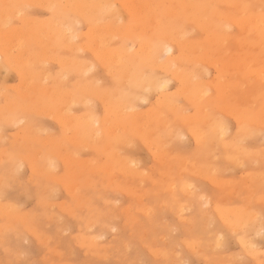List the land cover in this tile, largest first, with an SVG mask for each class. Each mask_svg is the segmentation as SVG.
I'll use <instances>...</instances> for the list:
<instances>
[{
    "label": "rangeland",
    "instance_id": "rangeland-1",
    "mask_svg": "<svg viewBox=\"0 0 264 264\" xmlns=\"http://www.w3.org/2000/svg\"><path fill=\"white\" fill-rule=\"evenodd\" d=\"M8 1H10V0H6V2L3 3L4 2V0H3L0 2V5H3V4L5 5L7 3L6 6H9ZM22 1H24V0H22ZM29 1L30 0H28V2ZM57 1H59V3L62 2L60 4H58V3L55 4L56 9L61 11V9H63L62 7L65 5L64 4L65 2H64V0H61V1L57 0ZM109 1L111 4L113 3V5L117 8V13L115 10H113L111 13H106L105 14L106 19L103 18V20L105 19V21L104 22L102 21V23H99V24L102 26L108 25V24L112 25L116 21L114 25H116V24H117L116 26L120 25V27L121 28L123 27V29L125 30L132 23V19L130 18L129 14L127 13V9L124 6L120 5V2H122L120 0H119L120 2H118V0H108V1L99 0V2L102 3V5H104V2H109ZM164 1L166 4L164 3ZM164 1L160 2L159 0H154V1L152 0L151 2H152V4L154 2L153 5L155 7L158 5L156 8H158V7L160 8V9H156V13L158 12L157 14L160 16V19L163 21V23L167 26L166 28L168 29V27H169L171 29H174V32H173L174 35H177L178 32H179V34H182L180 31H183V30L189 31L188 29H191L193 32L191 30L189 32L184 31L182 36L180 35V37H183L184 39H185L184 36H187V38L185 39L186 42L183 39L184 43L186 45H189L188 43L190 41H192V43H190V44L195 43L196 45H198L199 43L197 44V42H201L204 45H206V43H204V40H205L204 38H206V35H204L205 33L202 32L203 30H201L203 27L200 28V27L196 26L195 23L185 21V20H180V22L176 23V24H172V22L171 23L168 22L165 15H163V12H164V4H165V6H169L170 0H167V1L164 0ZM193 1H195V0H193ZM209 1L210 0H198V3L207 4ZM247 1L249 2V4L251 6H254L253 9L255 11L256 10L258 11V9H261L258 6H260V7L264 6V0H261L260 3L253 2L254 0H247ZM19 2L21 5L20 4L17 5V2H16L17 7H19V5H20V7H22L23 5H24L23 7H25V5L28 4L27 0H26V4L21 2V0H19L18 3ZM33 3H34V1L32 2V4L31 3L30 4L33 5ZM195 3H197V1H195ZM171 4H172V2H171ZM258 4H261V5H258ZM4 5L0 6V11H1V9H2V11H5L4 8H6V7H4ZM31 5H28V6H31ZM16 6L13 8L11 7V8L13 10L15 8V10H16V8H17ZM28 6H26V8ZM36 6L33 5V7L32 8L30 7L31 9H29V10L26 8L23 9V7L20 9V7H19V8H17L18 12L15 11L16 13L13 12V10L11 11V9L9 7H7L6 11L9 9L12 12L10 14V11H9L11 18H9L7 15V17L9 18V19L7 18L8 19L7 25H5V19H6L5 16L6 15L4 16L5 17L4 20H2L3 18H1V16L3 17L4 12L1 11L3 14L2 13L0 14L1 15L0 21H2V22L4 21L5 30L7 27H9L7 31H9V30L13 31V30H15L14 28L18 29V31H19V29L23 28L19 32L24 31V33H26L28 31L27 29H29V26H30L29 20L31 21V19H32V21H33L35 19L37 22L38 21L40 22V20H41L42 22H40V23H46L47 20L52 17L53 13L48 9L46 10L44 7H43L44 9L40 8L42 6L38 5L39 8H37ZM255 6H256V8L258 7V9H256ZM217 9L219 11L226 10L224 7L220 6L219 4H217ZM19 11H21L22 13ZM23 11H24V13H23ZM260 11L264 13V7ZM113 12H115V13H113ZM20 13H21V15H20ZM14 14H16V15H14ZM120 15L123 16V18ZM65 16H66L67 21H68V18H70L69 20L71 22L75 18L70 14H66ZM68 16H70V17H68ZM23 17L27 18L28 20L27 19L24 20ZM120 17L122 18V20L120 19ZM22 18L24 21L22 20ZM66 19H63V20L66 21ZM206 19L208 21V19H210V17H206L205 20ZM10 20H12V21H10ZM43 20H45V21H43ZM119 20L122 22H120ZM213 20L215 23L218 22V20L216 18H213ZM26 21H27V23H26ZM23 22H25V25ZM78 22H79V20H76L77 26L79 25ZM99 22H100V20H99ZM119 22H120V24H119ZM74 23H75V21H74ZM97 23H98V21H97ZM204 23H205V21H204ZM72 24H73V22H72ZM80 24H81V26H79V27H77L75 24H73L72 25V31L77 32V35H79L80 38L79 37L75 38L76 41L75 40L74 41L78 45H80V46L82 45L81 47L84 46V48H83L84 50L80 51V49H79V51L75 50V51H72L73 52L72 53L71 50L69 51L68 48L67 49L64 48L63 50L62 49L57 50V48L56 49L54 48L53 52L55 55H58L62 58L74 57V59H75L78 57L77 60L81 59L84 62L86 61L85 63H88V65H89V63L91 65L93 64L94 68L91 67L92 70H90V73L89 72H87V73L83 72V74L82 73H80V74L79 73H77V74H74V73H72V74L67 73L66 74L65 73L66 76L63 77L64 74L61 76L60 72L62 73V70L60 69V67L58 66V64L56 62L53 63L54 62L53 61L50 64L49 63L47 64V58L45 57L46 60L43 61L44 58L41 59L42 58V56H41L40 60H39V58H38V60L39 61L42 60L40 63H43L44 65L43 64H42V66H41V64L39 65L38 61L36 62V63H38V65L36 63H34V64H36L34 66L31 65V70H32V67H34L33 70L36 68L35 71H33V73L35 75L37 74L36 76H34V80L32 79L33 81H31L34 84H36V86L34 84L32 86H34L36 88L39 85H41V86H43L42 88L45 87L47 89V87H48L51 90L52 89L57 90L58 87L64 86L65 89L68 88L70 91H73V92H75V90L77 92L79 90L80 86H84V87H86L87 90H89V92L90 91L92 92L91 89H95L96 93L100 92V94H104V93L108 92V93H110V95L111 94L114 95V92H117L116 90H118L119 93L117 92L116 93L117 95L115 94L114 96H112V100H114V99H116V97H118V94H120L121 92H124L126 90L125 89V88H127L126 80L128 79L129 74H132V72L134 70L137 69L140 72L143 71L144 74L152 72L153 78H155L156 83L157 82L160 83L162 81H167V84L169 83L168 85H166L167 88H160L159 85H157V86H155L154 89L150 90L151 93H150L149 89H148V91L146 90L147 92L143 91L144 89H142L143 98H145L147 96L145 99L146 100L148 99V100H147V102H145V99L141 98L140 99L141 101L136 103V106L134 107V109H132V111L134 110L133 112L139 114V117H138L139 120L142 119L144 121L145 120L144 115L149 113V111L152 113V111L159 108L158 111L160 110L163 112V113L158 112V115L162 116V118L161 117L159 118L162 120V123H160V124L157 123V121L159 120L158 118L152 119L151 117H153V115H151V117H150L152 119V120L150 119V122L153 123L152 124V130H154V132L156 130H160L159 132L156 131L154 135H156V136L162 135V136H161V138L158 136L160 138V141L158 138L159 142L157 141L155 146L152 145L150 147L149 143L143 139V137H142L143 135H141L137 130H133V129L128 127L126 129L127 131H125L126 133L124 132L123 135H122L123 131L119 132V134H117V135H114V137H113V135H107L105 132L102 131V132H99L97 134V137L94 139V141H91L93 139V137L90 138V136H88L87 138H85L86 142L84 139L83 144H82L83 147H81V144L75 145V146H74V144L71 145V143L69 141L72 138L71 136L73 135L72 134L73 132L71 130L69 131L70 127L67 128L68 131L65 130V128L63 129L60 122L58 120H56V118L53 115H49L47 112H43V113H46L47 116L49 115L48 117L46 116V114L43 115V113L40 115V112L38 115V112L36 113L35 110H34V112L32 111L33 113L30 112L31 109L34 108L33 106H36L38 108L41 107V105L47 106V102L44 101L45 97L43 98V100L40 99V93L37 90V94H35L34 93L36 91V89H35L33 92H30V94L27 93V97L24 98L25 96L23 94L25 93L24 90H27L25 87H26L28 82L23 83V81L21 80L22 77L18 74L19 72L15 68L14 69L16 70L17 73L14 71V69H10V68H13V66H10V65L8 66L7 64H1V66H0V76H1L0 77L1 78L0 79V87H1L0 91H2V92H0V110H1L0 118H3L5 116L3 119H10L11 118V120L13 119V121H15V118L17 120H19L21 118L22 119H21V122L19 120V123H18V121H15V123H12V124H9V123L6 124L3 121L0 122V128L2 127L0 129V138H1L0 139V156H1L0 157L1 158V160H0V181H1L0 182V189H1V186H3L2 190H0V192H1L0 193V230L3 229L2 231H0V234H1L0 235L1 236L0 237V264H175V263L176 264H236V263H238V264H264V205L261 204V202L264 203V201H262V200H264V195H263L264 194V183H263L264 178H259V176H261L260 174H262L264 176V158H263L264 157V154H263L264 153V139H263L264 138V135H263L264 134V132H263L264 127L261 125L264 123L263 122L264 117L263 118L261 117L262 120H260L261 122L259 121L260 123H258V121H256V120L260 119V116L264 115V113H263L264 112V94H263L264 93V83H263L264 81L257 79V77L256 78L254 77V79H253V77H249V76L243 78L241 76L242 74L239 71L240 67L233 66L234 64L231 63L232 58H233V63H236L237 61L243 59L244 64L242 66H244V65L245 66H244V68L241 66V68L245 70V68H247L246 67L247 64L249 63V58H250L249 55L251 54V55L255 56V59H254L255 61H256V59L258 60L256 62L255 61L250 62V64L253 65L251 68H255L257 70L258 66H259L258 67V69H259V68H261L260 67L261 65L262 66L264 65V57H263L264 56V54H263L264 53V45L263 46H262V44L260 45V42H259L260 37H258L259 36L258 31L253 32V34L250 36H247V35H249L248 34L249 31H246V32L243 31L244 33L243 32L241 33L240 32V31H242L241 29H238L237 27H233V28H230L229 31H227V35H228L229 40H228V42L227 41L224 42L225 47H227V48H225L226 50L223 48L224 47L222 45L223 42H221V45L218 43L217 44L218 46L216 44H214V46L216 45L215 47L212 44L207 43L208 45L205 46V48L203 46H201V44H199L202 47V50L199 47L195 50V51H197L199 49L197 52L189 53L190 56L191 55L201 56V55H203L202 52L206 48H210L211 49L210 51L214 52L213 53L214 55H217L218 53H221L223 51V53H221L220 55L218 54L217 56H215V59L217 60V58H218L219 60H221V63L225 62L228 65V70H227L228 75L225 77L226 78L225 80H222V81L227 82L228 86L226 88L225 87L223 89L217 88L219 81H217L214 78V77H217L216 76L217 73H215V71L212 70L214 68L211 66L205 67V69L207 71L209 69V72L207 73V71H205V73H206L205 74V73H202L201 70H199V69L204 68L203 64L200 62H198V63H200L199 65L196 61H193V63L192 62H188V63L186 62L187 64L185 62H183V63L178 62L175 64V67H177L179 70L184 71V72L185 71L187 72V70H188L189 74H190V71L191 72L195 71L196 76H197V74L201 73V77L198 76L199 78H203L202 80L207 81L209 83L211 82L210 84L213 83V86L211 85V89H210L211 91L209 90V93L207 95H205V97L201 98L200 100L198 99V101H197L198 103L197 102L194 103L197 100V97L196 98L194 97L195 95L190 97V99H186V97L189 98V95L185 96L186 94L185 95L182 94V96H181L180 93H182V91L179 89H181L182 84L178 80L176 81V79H173L169 74L166 73V71H164L161 68H158L159 69L158 70L157 68L150 67L149 64L145 65V63H143L142 57H138V55H136L135 53H134V55H132L131 59H127V61H124L123 63H121V65H115V64L113 65L112 64V65L105 66V67H107V68H105L103 64H100L99 59L97 61V59H95L94 55L92 56V53H94L93 52L94 49H96V51H98L101 48H103L104 46L102 47L99 44V45H97L98 47L94 48L96 46V43L95 42L93 43V41L91 42L90 38L86 34H84V32H86L85 28L87 30H89L90 29L89 27H91V24L85 23V22H81ZM4 25L1 24V27ZM171 25L175 26V27L172 28ZM125 26H127V27H125ZM25 29H26V31H25ZM176 29L178 30V32L176 31ZM168 31H170V30L168 29ZM175 31L177 32V34H175L176 33ZM122 32L125 33L124 34L125 37L123 36L121 38V34H123ZM122 32L118 35L120 37L114 36L115 38H112V41H111L112 45H110L111 43H109L110 42L109 39L111 37H109L107 35H105V38L108 41L105 40V42L106 43L108 42L107 43L108 46L110 45L112 48H119L120 47L121 51L123 48L122 52H127V51L130 52L134 48L136 50L137 45H139L138 44L139 40H136V38L133 37V38H135V40H134L131 37V39H132V41H131V39L130 40L128 39L129 36L126 33L128 31H122ZM191 32L193 34L189 35ZM25 35H27V34H25ZM43 35L44 34L42 33L41 39L43 38L42 41H45V37H43ZM231 36H232V38H231ZM243 36H246V38L244 37L245 39H247L251 42L253 41V43H254L253 47H247V49H246L245 46H244L245 47L244 48L243 46L241 47L239 45V43L237 41L239 39H242ZM108 37H109V39H108ZM21 40H22L21 42L25 44V45L24 44L23 45L27 47L26 48L24 46H21V50H23L24 48H25V50L30 49V51L34 55L35 59L37 58V56L39 57V55H42L41 54V52L43 53V51L41 49L42 46H38L39 44L38 45H34V44L32 45L33 40H31L30 45H29V41L27 42L26 39H21ZM127 41H128V43L130 42L128 46H127V44H128ZM261 42H264V40H262ZM15 43L16 42H13V43H11V45H9V46L6 45V46L8 48L10 47L11 49H13V51H15V50L17 51L16 47L12 48V46H17V43L16 44ZM1 44H3V43H1ZM131 44L136 45V46L133 47V46H131ZM257 44H258V46H257ZM88 45L90 48L88 47ZM219 46H221V47H219ZM22 47H24V48H22ZM28 47H30V48H28ZM187 47L189 48V46H187ZM91 48H93V49L91 50ZM128 48L129 49L131 48V49L129 50ZM87 49L89 50V52ZM126 49H128V50H126ZM56 50H57V53L55 52ZM229 50L230 51L234 50V53H233V51L230 52ZM35 51H37V52H35ZM39 51H40V53H39ZM100 51H102V49ZM134 51H131L130 53H133ZM224 51H225V54H224ZM226 51L229 53H227ZM76 52H78V53H76ZM216 52H217V54H215ZM244 52H246V53H244ZM255 52H257V53L254 54ZM163 53L164 52L158 53L161 57L160 56H157V57H158V59H161V60L157 59L159 62L156 60L157 65H159V64L161 65V64H164L167 62L166 58L168 57V55L165 53L163 54ZM173 54H174V56H177L176 51ZM213 54H209V57ZM247 54H248V56H247ZM236 55H238V57H236ZM213 56H212V58H214ZM258 56H260V57H258ZM256 57H258V58H256ZM238 58H239V60H238ZM35 59H33V62H35L37 60V59L36 60ZM97 62H99V63H97ZM125 62H126V64H125ZM194 62H196L195 63L196 65L194 64ZM45 63L48 65V70H47V65ZM230 63H231V65H230ZM252 63H255V64H252ZM250 64H248V65H250ZM95 66H97V67H95ZM200 66L203 68H201ZM1 67L2 68L4 67L5 69H2ZM230 67H231V69L232 68H234V69L231 70ZM111 68H112V70H111ZM127 68L130 71V73L129 74L126 73L125 75L128 74L127 75L128 77H125L123 71L126 70L125 72H128ZM220 68H221V66L219 67V69ZM51 69H52V71H51ZM93 69H95V70H93ZM109 69L111 70V73H110ZM205 69H203V71ZM39 70H41L40 73H39ZM144 70L147 73H145ZM149 70H150V72H148ZM44 71H46V72L48 71V74L50 73L49 75H47L49 77L45 76L47 74L46 72H45L46 73L45 75H44V73H42ZM107 71H109V72H107ZM6 72H7V74H5ZM232 72H233V76H232ZM3 73H4V76H2ZM41 73H42V77L44 78V81H43V78H41V75H40ZM38 74L40 75V77ZM192 74H194V73H192ZM122 75H123V77H122ZM195 75H193V76L196 77ZM202 75H204V76H202ZM212 75H213V78H211ZM124 77L126 78V80L123 81V79H125ZM4 78L6 80H3ZM45 78H46V81H45ZM61 78H62V80H61ZM247 78L249 79V81L247 80V83H246ZM162 79H164V80H162ZM121 80L123 82H121ZM250 80H251L252 84H250ZM92 81H93V84H91ZM244 81L246 83L245 85L242 84ZM4 82H6V86H5ZM94 82H95V84H94ZM118 82L122 83L126 87L123 88V86L121 84H119ZM257 83H259V84L256 87ZM78 84H80V85H78ZM87 84H89V85H87ZM240 84H242L243 86H240ZM41 86L39 88H41ZM91 86H92V88H91ZM233 86H235V87H233ZM246 86H248V88ZM64 87H62V88H64ZM158 87H159V90H158ZM254 87L256 88V90H254L255 89ZM27 88H31V87L28 86ZM121 90H123V91H121ZM160 90H161V93L163 95L158 94L160 92ZM258 91H259V93H258ZM19 92H21V93H19ZM176 92H178V93H176ZM261 92H262V94H261ZM33 93L35 94L34 95L35 98L31 99L30 97H33ZM148 93H150V94L147 95ZM3 94H5V96H3ZM79 94L76 95L77 99L74 100V102L72 103L73 105L71 104V106L68 107V106H65L64 104H61L60 107L58 108L59 111L63 110L62 111V113H63L66 110L67 111L69 110L68 113H70V115L65 113V115L67 114L66 116H68V117H70V116L82 117L84 114H86V113L88 114V112L91 113V109H92V111H93L92 113H94V111H95L96 116L98 118L103 119L104 108H102L103 107L102 103L99 100L92 98V97H91V99H90V97L88 99L86 98L87 99V100L85 99L86 103L84 101L80 102L78 100ZM222 94H224L225 100L220 99V95H222ZM235 94H237L236 96H237V98L239 97L238 98L239 100L236 97H234ZM244 94L246 95L245 97L243 96ZM19 95H21V96L19 97ZM249 95H251L252 97ZM165 97H168L167 99H169V100H167ZM183 97H185V99ZM250 97L252 99H254L255 102L253 100H251ZM235 98H236L235 102L237 101L236 104L242 105V103H243L242 107L240 105L239 106L241 107V109L245 108L244 110H242V112L244 111V114L246 113L248 116L247 118L249 120H252V121H249L248 123L245 124V133L248 130L247 131V136H248L247 139L245 136L244 139H246V140L240 141V144H239L240 146H235L234 149H233V147L229 148L228 153L225 152V155L227 153L228 157H230L232 159H225V156H224V150L225 149L221 145H217L215 141L212 142L213 139H211V141L209 140L210 145H209V148H207V152H198L200 149L197 148V146L194 144V140H192V138L189 135L183 137V140H181L182 138H180V140H177L179 138H173V135L171 136V134H173L172 131L178 126L179 122L181 123V121H182L181 120L182 116L179 117V115H184V116L191 115V116H193L195 114V116L197 117L200 114L202 115L203 113H205L202 111V110H204V111H206V115H208V116L210 114L209 112H211L210 117H212V114L216 113L213 115V116H215L214 118H217V116H218L217 119L223 120L222 118H224L225 123L227 121V126L229 127V132L225 136V141L226 142L231 141L232 137H234L235 133L237 131H239L237 128L238 127L237 124H235L236 117H234L235 119L233 118V120L231 118L233 116H236V115L238 116V114L234 115L232 113L234 111L230 112V110L226 109V107H228L229 104L235 103L234 102ZM27 99H28V101H26ZM164 99H166V101H164ZM193 99L194 100L196 99V100L194 101ZM32 100H34V102H32ZM142 100L144 101V103ZM179 100H181V101H179ZM240 100H242L241 103H240ZM167 101L169 104H167ZM191 101H193V102L190 104ZM199 101H201V103ZM214 101H215V103H214ZM252 102H254L253 105H252ZM8 103L12 107V108L9 107V110H11V109L13 110V111L11 110L12 112H10L7 109L9 106ZM20 103H22L21 104L22 106H20ZM84 103L87 105V108L85 107L86 105ZM39 104H40V106H39ZM205 104H207L206 106H208L209 108L205 107V109H202V107L204 108ZM88 105H89V107H88ZM198 106H200V107H198ZM64 107H65V109H64ZM90 107H92V108L90 109ZM13 108H16V109H13ZM38 108H35V109L38 110ZM61 108H62V110H61ZM172 108H174L173 110L175 112L172 111ZM185 108H186V110H185ZM225 109L227 110L228 113H226ZM15 112H17V113H15ZM28 112L31 115H29ZM155 112H157V111H155ZM201 112H203V113H201ZM229 112H230V114H232V116L229 114ZM2 113H4V114H2ZM174 114L175 115L177 114L176 117L174 116ZM246 114L244 116H246ZM52 116L54 117L55 120L52 118ZM251 117L254 119L256 118V120L253 121L254 119H252ZM24 118H26V119H24ZM3 119H0V120H3ZM22 120H24V121H22ZM165 120H166V122H165ZM70 122H72V121H70ZM70 122H67V124H70V126H72V124ZM38 124H40V125L38 126ZM161 124H163V125H161ZM176 124H177V126H176ZM156 125H158V126L161 125V126H163V128L158 127V126L156 128ZM204 126H202V127H204ZM28 127L31 128L33 134L31 131H29L30 129L28 130V132L31 136L33 135V137H31V136L29 137V135H27V128ZM256 127H259V129ZM41 128L45 132H43V130L39 131V129H41ZM255 128L258 129L257 131H260V134H259V132H256ZM205 129H207V128L205 127L203 130H205ZM251 129H253V130H251ZM249 130H251L249 133L250 135L248 134ZM35 132L37 134H35ZM252 132L254 133L253 134L254 136L250 137L251 139L248 140L249 136L252 135L251 134ZM23 133H26V134L24 135ZM157 133H159V134H157ZM18 134H20V135H18ZM168 134H170V135H168ZM103 135H105V137ZM167 135L170 136V138H172V140ZM255 135L258 138L255 137ZM259 135H260V138H259ZM17 136H18V138H17ZM36 137H37V139H36ZM141 137H142V139L140 140ZM30 138H32V140ZM41 138L46 140L47 143L44 140H41ZM118 138H121V142ZM60 139H61V143H63L62 146H60L61 145ZM65 139H68L69 141L65 140ZM127 139L129 142H127ZM166 139H168V140H166ZM19 140L21 142H19ZM88 140H90V142ZM170 140L173 143L172 145L168 144V142ZM175 140H177V141H175ZM161 141H162V143H165L167 146L165 144L164 145L160 144ZM49 142L51 143V145ZM58 142L60 143V145ZM64 142H66V145ZM93 142L95 143V145H92L93 147L89 146L90 147L89 148L88 146L87 147L85 146L87 144H89V145L94 144ZM111 142H113L114 145L109 146L108 144ZM145 142H147L148 144ZM17 143H20V144H17ZM85 143H87V144H85ZM123 144H125V145H123ZM127 144H129L130 146ZM134 144H135V146H134ZM212 144L213 145L215 144L214 145L215 150L212 147ZM107 145L109 146V148ZM158 145L159 146L161 145V147L162 146H164V147L162 149L158 148L157 151H156V149H153L154 147H158ZM106 146H107L109 151L105 150ZM215 146H217V147H215ZM244 146L246 147L245 149H243ZM30 147H31V149H30ZM116 147H118V148H116ZM119 147L121 150L119 149ZM240 147H241V149L239 150ZM112 148H114V149H112ZM122 148H124V149L122 150ZM248 148H249V150H248ZM117 149H119L121 151L120 152L118 150L119 154L118 153L116 154ZM152 149L154 150V152H152V154H151L150 151ZM246 149H247V151H246ZM213 150H214L213 154L217 153L214 157L211 155ZM238 150L239 151L244 150L243 151L244 155L242 154V152L239 153ZM35 151H36V154H35ZM37 151H39V152H37ZM40 151H41V154H40ZM59 151H60L61 155H60ZM159 151H162V152L158 153L156 155V153ZM164 151H165L166 158H165V156L163 157ZM215 151H216V153H215ZM98 152H99V154H98ZM37 153H39V154H37ZM154 153H155V156H154ZM249 153H250L251 157H249ZM256 153L259 157H261V155H262V157L259 158L256 155ZM5 154H6V156H5ZM69 154H71V155H69ZM110 154H111V156L116 155L117 157H119L117 162L112 159ZM36 155H40V156L37 157ZM51 155H52V157H50ZM58 155H60V156H58ZM167 155H169L168 156L170 158L169 160H168ZM209 155H210V157H209ZM2 156H3V158H2ZM65 156L67 158L68 157L72 158L74 156L73 158H75V159L73 161V158H72V160L70 158L69 163H68V161L64 160ZM206 156H208L210 160L209 159L205 160ZM252 156H255V157H252ZM36 157H37V159L39 158L40 160L39 159L37 160ZM48 157H50V159L53 160L52 161L53 164L58 165V166L55 165L56 168L52 166L53 164H52V162H50L51 160H49ZM117 157H115V158L117 159ZM155 157H157V158L161 157L160 158L161 161L162 160H163V162L165 160L166 161L164 163H160V161H158V159ZM234 157H235V161H234ZM194 158L196 160H194ZM2 159H5L4 160L5 162ZM18 159L20 160L19 162L21 163L22 167H20V166L17 167V165L20 164L17 161ZM30 159L31 160L36 159V160L31 161ZM54 159H55V161H54ZM81 159H83V160H81ZM111 159H112V161H111ZM121 159L122 160L125 159L124 162ZM186 159L189 161L187 162ZM242 159H243V161H241ZM9 160H10V163H8ZM13 160H15V161H13ZM85 160L87 161L86 164H84ZM127 160L129 161L128 163L126 162ZM132 160H134V161L132 162ZM229 160H230V162H229ZM232 160L234 161L233 162L234 164L232 163ZM237 160H238V162H236ZM254 160H256L255 161L256 165H254L255 164ZM109 161H111L112 164H110ZM130 161L133 163V164H131V166H129ZM137 161H138V163H137ZM251 161H253V162L251 163ZM34 162H35V164H34ZM122 162L124 163V165H122L123 164ZM125 162L128 164L127 165L128 167L126 166ZM182 162H184L183 165H182ZM30 163H32V164H30ZM46 163H50V165L53 167L52 168L53 171L50 169L51 167L48 166L49 164L47 165ZM88 163L91 166H89ZM236 163L240 164L241 166L243 165L244 167H241L240 165H238ZM43 164H46V167L48 166V168H46V167L44 168ZM67 164H69V165H67ZM109 164L111 166H109ZM211 164H212L211 167L214 171H212V169L210 170L211 167H209V166ZM251 164H253L254 167ZM112 165H115V167ZM205 165L208 168H206ZM34 166L36 167L37 171H34L35 170ZM69 166H70V168H69ZM108 166L111 168V171L116 168L115 171L111 173ZM119 166L121 168H123L122 169L123 172L120 171L121 169L119 168ZM125 166H126V169L124 170ZM190 166H192V167H190ZM40 167H42V168L40 169ZM72 167H73V169H71ZM98 167H99V170L97 169ZM106 167H108V169ZM19 168H21V169H19ZM43 168H44V170L45 169L46 170H45V172L41 171V172H43V174H42L39 170H42ZM84 168H88V169H84ZM101 168H105L107 170L101 169ZM130 168H133L134 171H139V173L132 172V169H131V172H129ZM47 169H50L51 171H49V173H48ZM69 169H71V170H69ZM75 169H77V171ZM182 169H185V170H182ZM201 169H203V170L201 171ZM207 169H208V171H207ZM225 169H227V171ZM84 170H86V172ZM106 171L107 172L110 171L111 174L109 172L107 173ZM116 171H117V173H116ZM229 171H231V172H229ZM51 172H52V174H51ZM53 172H54V174H53ZM126 172L131 173V174H126ZM186 172H188L189 175L186 174ZM198 172H202L204 174L207 172L206 176L211 178V179L204 177L205 176L204 174L202 177V174L200 175ZM215 172H217V173H215ZM254 172L257 174H255ZM35 173H38V174L35 175ZM132 173L133 174L135 173V176ZM168 173L170 175H168ZM192 173H195L194 177H193ZM141 174L145 175V176H143V175L140 176V177H143V179L142 178L140 179L142 181L144 180L143 182L139 180V175H141ZM251 175H252V177L255 176L254 177L255 179L253 178L254 180L252 179ZM263 176H261V177H263ZM164 177H166V178H164ZM66 178H67V180H65ZM69 178H71V179H69ZM73 178H75V179L73 181H71ZM104 178H105V180H104ZM110 178H112V179H110ZM212 178L216 179V181L214 180L215 181L214 184H212V182H213ZM248 178H249V180L251 179L254 182L253 183L251 181L249 182ZM257 178H259V181L256 180ZM2 180H5V182H3ZM163 180H165V181L163 182ZM209 180L211 181V183ZM217 180L220 182L219 184H218ZM54 181H56V182H54ZM185 181L186 182L188 181V184L193 185L192 189H190V191H194L195 194L194 193L190 194L186 190H185V192H187V193L184 192L183 188H181V187L183 186V184H182L183 182L186 184ZM216 182H217V187L215 186ZM222 182L223 183L225 182V183L223 184V186H220V185H222ZM67 183H68L69 187H68ZM170 183H172V184H170ZM6 184H7V186H6ZM169 184L172 186H169ZM173 184H174V186H173ZM250 184L253 187H251ZM70 185H71V189H70ZM196 185H198V186H196ZM66 186L68 189L66 188ZM168 186H169V188H168ZM199 186H200V188H199ZM172 187H174L175 189ZM220 187H222V188L220 189ZM171 188L174 190L172 191ZM234 188H236L235 191L233 190ZM250 188H251V191H250ZM150 189H153V190H150ZM199 189H200V191H199ZM231 189L233 190V192L230 195V192L232 191ZM238 189L241 191V192L239 191L240 193H238L236 191ZM249 191L252 194H250ZM199 192H201V193H199ZM76 193H78V194H76ZM137 193H139V194H137ZM202 194L205 197L201 196ZM194 195H195V197H194ZM138 198H139V200H138ZM249 198H250V200H249ZM42 200H44V201H42ZM78 200L81 202H79ZM257 200L259 202H257ZM206 201H207V203L205 204ZM6 202H8V203H6ZM252 202H253V205H252ZM114 203L115 204L117 203V204L115 205ZM20 204H22V205H20ZM203 205H204V207H203ZM220 205L222 207L219 211ZM48 206H49V208H48ZM231 206H232V208H231ZM233 206L235 208L234 212H233ZM246 206L248 208H246ZM14 207L17 209L15 210ZM18 207H20V208H18ZM65 207H66V209H65ZM67 207H68V209H67ZM128 207H130L131 209H129ZM145 207H147V208L145 209ZM223 207H224V209H226L225 212H224V209L222 210ZM227 207H229V208L227 209ZM237 208H238V210H237ZM243 208L244 209L246 208V209L244 210ZM1 209H3V210L1 211ZM150 209H151V211H150ZM213 209H214V211H213ZM229 209H230V212H229ZM239 209H240V211H243L245 213L239 212ZM241 209H243V210H241ZM215 210H217V211H215ZM153 211H154V213H152ZM221 211L224 212L223 214H224L225 218L221 216ZM144 212H145V214H144ZM226 212L228 213V215L226 214ZM246 212L247 213L250 212L253 214H250V213L246 214ZM254 212L255 213L257 212L256 217H255ZM206 213H208V214H206ZM217 214L219 217L221 216V218H222L221 220L219 219V217H217ZM179 215H180V217H179ZM229 215H230V219L228 217ZM248 215H249L250 219H249ZM257 215H259V216H257ZM23 216L25 218H27V217L28 218L25 219ZM238 216H240V218ZM244 216H247L246 217L247 221H246V218L245 219L243 218ZM57 218H58V220H57ZM55 219H56V221H55ZM136 219H137V221H136ZM161 219H163V220H161ZM223 219H225V220H223ZM226 219L227 220L232 219V221H234L236 224H234V226L229 224V222L227 224ZM256 219H258L259 221ZM222 220H223V222H222ZM238 220H241L242 222L240 223ZM24 221H25V223H24ZM57 221H58V223H57ZM13 222H15V224ZM90 222H92V223H90ZM246 222L248 224H246ZM258 222H259V225L257 224ZM260 222H261L262 227L260 226ZM11 223H13V224H11ZM237 223H240L241 225L244 224L243 226L246 228L249 227V229L245 230L244 235L242 237H241V235H239L240 226ZM29 224H30V227H29ZM226 225L229 226L228 229H227ZM254 225L257 227H255ZM237 226H239V228ZM234 227L236 228V230L237 229L238 230L233 231ZM62 228H63V230H62ZM86 228H87V230H86ZM259 228L260 229L262 228V229L260 230ZM229 229H231L230 232H232L233 234L228 232ZM253 229L257 232L255 233V231ZM258 229H259V231H258ZM60 230H62V231H60ZM85 231H86V233H85ZM249 232H250V234H249ZM58 233H60V234H58ZM80 234H82L83 236L82 235L80 236ZM167 235H168V237H167ZM161 236L163 237V239L161 238ZM87 237L90 241L95 239L94 241L96 242V244L94 242L92 247H90L91 243L89 240H88L89 242L86 240ZM245 237L252 242L245 239ZM217 238H219V239H217ZM258 238H260V239H258ZM83 239H85L86 241ZM244 239L247 240L248 242L246 241V243H243ZM219 240H220V243H219ZM245 240H244V242H245ZM247 243H250V244L254 243V245H255L254 248H251V250H252L251 253L249 252L250 250L249 251L247 250L248 248L247 249L243 248V246L245 247V245L248 247L252 246L250 244L248 245ZM242 244H243V246H242ZM55 245H57V246H55ZM108 247H110V248H108ZM177 248H179V249H177ZM253 249L257 250V251H254ZM177 250H178V253H177ZM261 250H263V251H261ZM90 251H91V253H90ZM156 251H157V253H156ZM246 251H248V252H246ZM258 251H260V252H258ZM192 254H193V256H192ZM170 255H172V256H170ZM65 256H66V258H65ZM101 256H102V258H101V260H99ZM220 256H222V257H220Z\"/></svg>",
    "mask_w": 264,
    "mask_h": 264
},
{
    "label": "bare ground",
    "instance_id": "bare-ground-1",
    "mask_svg": "<svg viewBox=\"0 0 264 264\" xmlns=\"http://www.w3.org/2000/svg\"><path fill=\"white\" fill-rule=\"evenodd\" d=\"M1 1H3V0H0V2ZM18 1L19 0H10V1H8V5L9 6H6V4L4 5L3 3H5L6 2V0H4V2L2 3L3 5H4V7H9L10 9H11V11L13 10L12 8L13 7H15L16 6V2H17V5L18 4H20V2L18 3ZM25 1V2H24ZM24 1H22L21 0V2H23V3H25L26 4V0H24ZM34 1V3H33V5L34 6H36L37 8H39V6H42V7H40V8H45L46 10L48 9V10H50L52 13H53V15H52V17L51 18H49L48 20H47V22L46 23H40V22H42L41 20H40V22L38 21H36L35 19V21L33 20L32 21V19H31V21L29 20V29H27L28 31V33L26 32V33H24V31H21V32H19L21 29H23V28H21V29H19V31H18V29H16V28H14L15 30H9V31H7L8 30V28L9 27H7L6 28V30H5V25H7L8 24V22H7V20L9 19V18H11V16H10V14L12 13L9 9L6 11V8H4L5 9V11H2V9H1V11L2 12H4V15H3V17L1 16V18H3L2 20H4V18L6 17V19H5V25H4V21L2 22V21H0V23L1 24H3L4 26H2L1 27V24H0V27L2 28H0V66H1V64H7L8 66L10 65V66H13V68H10V69H16L19 73V75L22 77V81H23V83H27V85H26V89L27 90H24V98H26L27 97V93H29L30 94V92H33L35 89H36V91L34 92L35 94H37V90H38V92L40 93V99H42L43 100V98H44V101H46L47 102V106H44V105H41V107H36V106H33L34 108L33 109H31V111L30 112H34V110L36 111V113L38 112V115H39V112H40V115L43 113V112H47L49 115H53L55 118H56V120H58L59 122H60V124L62 125V127H63V129L65 128V130H67V128H69V131L71 130L73 133V135L71 136L72 138H71V140L69 141L68 139H65V140H68L70 143H71V145L72 144H74V146L75 145H80L81 144V147H83L82 146V144H83V141H84V139L85 138H87L88 136H90V138L91 137H93V139L91 140V141H94V139L97 137V134L99 133V132H105L107 135H113V137H114V135H117V134H119V132H121V131H123L122 132V135L124 134V132L125 131H127L126 129L129 127V128H131V129H133V130H137L141 135H143L142 137H143V139L144 140H146L148 143H149V146L151 147L152 145H154L155 146V144L157 143V141H158V138L160 137L161 138V136L160 135H154L155 134V132L156 131H160V130H156L155 132H154V130H152V122H150V119L152 118H154V119H156V118H162V116H159L158 115V112H162V111H158V109H156V110H154V111H152V113L149 111V113H145L146 115H144V118H145V120L143 121L141 118V120H139V114H137V113H135V112H133L132 111V109H134V107L136 106V103L137 102H139V101H141L140 99L141 98H143V94H142V92L143 91H145V92H147L148 91V89H149V91L151 90V89H154L155 88V86H157V85H159V87L160 88H167L166 87V85H168L167 84V81H162V82H160L159 80V82L160 83H156L155 81V78H153V75H152V72H150V70L148 71V72H150V73H147V72H145V70H144V72L145 73H147V74H144L143 73V71L142 72H140L139 70H134L133 72H132V74H129L130 73V71L128 70V68H127V70H128V72H125L126 70H122L123 72H124V75L126 74V73H128L129 74V77L127 76V75H125V77H128V79L126 80V78L125 79H123V81L124 80H126V86H127V88H125L126 90L124 91V92H121L120 94H118V97H116V99H114V100H112V96H114L117 92H118V90H116L117 92H114V95H110V93H108V92H106V93H104V94H100V92L99 93H96L95 91V89H91L92 90V92L90 93L89 92V90H87L86 89V87H84V86H80L79 87V90L76 92V90H75V92H73V91H70L68 88H66L65 89V87L64 86H62V87H64V88H62V87H58V89L57 90H54V89H50V88H48L47 87V89L44 87V88H42L43 86H41V85H39L38 87H34V86H32L34 83L33 82H31V81H33L34 80V76H36L34 73H33V71H35V69L33 70V68L34 67H32V70H31V65L32 66H34V65H38V63H39V65L41 64V66H42V64L43 63H40L41 61H39L40 60V57L42 56V58L41 59H43V61L44 60H46L45 59V57L47 58V64L49 63H51V62H53V63H57L58 64V66L60 67V69L62 70V73L60 72V74H61V76L63 75V77H65L66 76V74L67 73H74V74H77V73H82L83 74V72H89L90 73V70H92L91 69V67L92 68H94V66H93V64L91 65L90 63H89V65H88V63H85L83 60H81V59H79V60H77L78 59V57L77 58H75L74 59V57H69V58H62V57H60V56H58V55H55L54 54V48L56 49L57 48V50H59V49H64V48H68L69 49V51L71 50V52L72 51H75V50H77V51H79V49H80V51L81 50H84L83 48H84V46L83 47H81L80 45H78L75 41H76V39L75 38H78L79 37V35H77V32H74V31H72V25L73 24H75L76 26H77V24H76V20H79V25L77 26V27H79V26H81V22H85V23H89V24H91V27H89L90 29L89 30H87L86 28H85V31L87 32H84V34H86L89 38H90V41L92 42L93 41V43L95 42L96 43V46L94 47V48H96V47H98L97 45H101L103 48H101L102 49V51H100V50H98V51H96V49H94L93 50V52L94 53H92V56L94 55V57H95V59H97V61H98V59L100 60V64H103L104 65V67L105 66H107V65H121V63H123L124 61H127V59H131V57H132V55H134V53L136 54V55H138V57H142V60H143V63H145V65L146 64H149L150 65V67H154V68H161V69H163L164 71H166V73L167 74H169L173 79H176V81L178 80L181 84H182V87H181V89H179V90H181L182 91V93H180L181 94V96H182V94H186L185 96H188L189 95V98H187L186 97V99H190V97H192L193 95H195L194 97L196 98L197 97V100L195 101L194 99V103H196L197 101H198V99L200 100L201 98H203V97H205V95H207L208 93H209V90L211 89V85L213 86V83L212 84H210L209 82H207V81H204V80H202L203 78H199V77H201V73L200 74H197V76L195 75V71L193 72H191L190 71V74H189V72H188V70H187V72L185 71H181V70H179L177 67H175V64L176 63H178V62H192L193 63V61H196L197 63L198 62H200V63H202L203 64V66H204V68L203 67H201V68H203V69H205V67H213L214 69H212V70H214L215 71V73H217V77H214L217 81H219V83H218V86H217V88L218 89H223L224 87L226 88L228 85H227V82L226 81H222V80H225L226 78V76L228 75V72H227V70H228V65L225 63V62H222L221 63V60H219L218 58H217V60L215 59V56H217L218 54L220 55L221 53H223V51L221 52V53H218L217 54V52L215 53V54H217V55H214L213 53L214 52H212V51H210L211 49L210 48H206V49H204L205 48V46H207L208 44L207 43H209V44H212L213 46H214V44H220L221 45V42H223L222 43V45L224 46L223 48L225 49V48H227V47H225V41H227L228 42V40H229V38H228V35H227V31H229V29L230 28H233V27H237L238 29H241L242 31H240L241 33L243 32V31H249V35H247V36H250V35H252L253 34V32H256V31H258V37H260V45L262 44V46L264 45V42H261L262 40H264V13L263 12H261L260 10L261 9H263V7L261 6H258L259 8H261V9H258V7L256 8V6H255V8L256 9H258V11L256 10H254L253 8H254V6H251L250 4H249V2L247 1V0H210L207 4H200V3H198V0H195V1H197V3H195V1H193V0H170V5L169 6H165V1L164 0H159L160 2H163L164 1V12H163V15H165V17H166V19L168 20V22L169 23H171L172 22V24H176V23H179L180 22V20H185V21H189V22H192V23H195V25L196 26H198V27H200V28H202L201 30H203L202 32H204L205 34L204 35H206V38H204L205 40H204V43H206V45H204L203 43H201V42H197V44L199 43V44H201V46H203L204 48V51L202 52L203 53V55H201V56H199V55H197V56H193V55H191L190 56V54L189 53H193V52H197V51H195L197 48H201V50H202V47L198 44V45H196L195 43L194 44H190V43H192V41H190L188 44L189 45H186L185 43H184V41H185V39L187 38V36H184L185 37V39L183 38V37H180V35L182 36V34L184 33V31L185 30H183V31H180L182 34H179V32H178V30L176 29V31L178 32V34H177V32L175 33V34H177V35H174V29H171V28H169L168 27V29L170 30V31H168V29L166 28L167 26L163 23V21L160 19V16L156 13V9H160L159 7L158 8H156L153 4H154V2H153V4H152V0L149 2L148 0H120V1H122V2H120L119 0H118V2H120V5H122V6H124L126 9H127V13L129 14V16H130V18L132 19V23H131V25L129 26V27H127V26H125V27H127L125 30L123 29V27L121 28L120 27V25L119 26H116V25H114L115 24V22L112 24V25H110V24H108V25H104V26H102V25H100L99 23H102V21L104 22L105 21V14L106 13H111L113 10H115L116 11V13H117V8L113 5V3L111 4L110 3V1L109 2H104V5H102V3H100L99 2V0H64V6L62 7L63 9H61V11H59V10H57L56 9V6H55V4H60V3H62V2H60L59 3V1H57V0H30L29 2H28V0H27V2H28V4H26L25 5V7H23V9H25L26 8V6H28V5H31L32 4V2ZM61 1V0H60ZM106 1H108V0H106ZM154 1V0H153ZM167 1V0H166ZM260 1L261 0H254L253 2H258V3H260ZM112 2V1H111ZM156 2V1H155ZM171 2H172V4H171ZM31 3V4H30ZM152 4V5H151ZM217 4H219L220 6H222V7H224L226 10H222V11H219L218 9H217ZM3 5H0V6H3ZM21 5V4H20ZM20 5H19V7H20ZM33 5H31V6H28L26 9H31L32 7H33ZM39 5V6H38ZM113 5V6H112ZM258 5H261V4H258ZM263 5V4H262ZM121 6V7H122ZM155 8H154V7ZM12 7V8H11ZM17 7V6H16ZM19 7H17V8H19ZM22 7H20V9L22 8ZM31 7V8H30ZM17 8H16V10H15V8H14V10H13V12H15V11H17ZM36 8V9H37ZM43 8V9H44ZM112 8V9H111ZM115 8V9H114ZM154 8V9H153ZM22 9V10H23ZM19 10V9H18ZM155 10V11H154ZM0 11V14L2 13ZM9 11H10V14H9ZM158 11V10H157ZM255 11V12H254ZM7 12V13H6ZM18 12V11H17ZM19 12H21V11H19ZM26 12V11H25ZM126 12V11H125ZM233 12V13H232ZM16 13V12H15ZM22 13V12H21ZM21 13H20V15H21ZM23 13H24V11H23ZM27 13V12H26ZM113 13H115V12H113ZM126 13V14H127ZM3 14V13H2ZM66 14H70V15H72L73 17H75L73 20L75 21V23H74V21L72 20V22H73V24H72V22L69 20L70 18H68V21H67V19H66ZM236 14V15H235ZM6 15V16H5ZM7 15H8V17H7ZM14 15H16V14H14ZM5 16V17H4ZM28 16V15H27ZM121 16V15H120ZM22 17V16H21ZM68 17H70V16H68ZM122 18H123V16H121ZM120 17V19L122 20V18ZM206 17H210V19H208V21H207V19L205 20V18ZM8 18V19H7ZM24 18V17H23ZM23 18H22V20H23ZM30 18V17H29ZM103 18H105L104 20H103ZM116 18V17H115ZM213 18H216L217 20H218V22H214V20H213ZM25 19H27V18H24V20ZM63 19H66V21L65 20H63ZM102 19V20H101ZM108 19V18H107ZM119 19V18H118ZM23 20V21H24ZM28 20V19H27ZM99 20H100V22H99ZM116 20V19H115ZM10 21H12V20H10ZM9 21V22H10ZM43 21H45V20H43ZM97 21H98V23H97ZM120 21V20H119ZM204 21H205V23H204ZM207 21V22H206ZM118 22V21H117ZM120 22H122V21H120ZM120 22H119V24H120ZM12 23V22H11ZM22 23V22H21ZM24 23V25H25V22H23ZM26 23H27V21H26ZM9 26V25H8ZM23 26V25H22ZM172 26V25H171ZM20 27V26H19ZM25 27V26H24ZM173 27H175V26H172V28ZM4 28V29H3ZM26 28V27H25ZM184 28V27H183ZM182 28V29H183ZM13 29V28H12ZM188 29V28H187ZM180 30V29H179ZM189 31L191 30V29H188ZM25 31H26V29H25ZM79 31V30H78ZM122 31H130L129 33L128 32H126L127 33V35L129 36V40L131 39V37L133 38V37H135L136 38V40H139V45H137V47H136V50H135V48L133 49V50H131V51H134L133 53H130L129 51H127V52H122L123 51V48H122V51L120 50V47L119 48H112L110 45H112V38H115V37H120V36H118ZM187 31V30H186ZM185 31V32H186ZM189 31H187V32H189ZM192 31V30H191ZM40 32V33H39ZM193 32V31H192ZM188 33L189 35H191V34H193V33ZM42 33L45 35H43V37H45V41H42V39H41V35H42ZM80 33V32H79ZM83 33V32H82ZM123 33V32H122ZM244 33V32H243ZM25 34H27V35H25ZM124 34L125 33H123V34H121V38L124 36ZM186 34V33H185ZM247 34V33H246ZM104 35V36H103ZM105 35H107V36H109V37H111L110 39H109V37H108V39H109V43H111L109 46H108V42L106 43L105 42V40L106 41H108L106 38H105ZM245 35V34H244ZM115 36V37H114ZM125 37V36H124ZM246 38V36H243V38ZM80 38V37H79ZM135 38H133L134 40H135ZM182 38V39H181ZM231 38H232V36H231ZM239 39L237 42L239 43V45L242 47H246V49H247V47H253V45H254V43H253V41L251 42V41H249V40H247V39ZM21 39H26V41L28 42L29 41V45H30V42H31V40H33L32 42V45L34 44V45H38V46H42V51H43V53L41 52V54L42 55H39V57L37 56V60L34 58V55L31 53V51H30V49H26L25 50V48L24 47H26V46H24L25 44L24 43H22L21 41ZM118 39V38H117ZM183 39H184V41H183ZM16 40V41H15ZM75 40V41H74ZM128 40V41H129ZM128 41H127V43H128ZM131 41H132V39H131ZM13 42H16L17 43V46H12V48L13 47H16V49H17V51L15 50V51H13V49H11L10 47V49L6 46V45H11V43H13ZM21 42V43H20ZM186 42V41H185ZM226 42V43H227ZM236 42V41H235ZM1 43H3V44H1ZM15 43V44H16ZM130 43V42H129ZM129 43L127 44V46L129 45ZM135 43V42H134ZM22 44V45H21ZM24 44V45H23ZM185 44V45H184ZM31 45V46H32ZM84 45V44H83ZM215 45V46H216ZM256 45V44H255ZM21 46H24V47H22V48H24L23 50H21ZM131 46H136V45H133V44H131ZM187 46H189V48L187 47ZM198 46V47H197ZM214 46V47H215ZM218 46V45H217ZM257 46H258V44H257ZM256 46V47H257ZM33 47V46H32ZM88 47H89V45H88ZM130 47V46H129ZM219 47H221V46H219ZM244 47V48H245ZM261 47V46H260ZM27 48V47H26ZM28 48H30V47H28ZM90 48V47H89ZM88 48V49H89ZM259 48V47H258ZM87 49V50H88ZM93 48H91V50H92ZM98 49V48H97ZM125 49V48H124ZM129 49V48H128ZM128 49H126V50H128ZM131 49V48H130ZM129 49V50H130ZM221 49V48H220ZM223 49V50H224ZM233 49V48H232ZM39 50V49H38ZM57 50L55 51L56 53H57ZM90 50V49H89ZM89 50H88V52H89ZM200 50V51H201ZM226 50V49H225ZM245 50V49H244ZM251 50V49H250ZM177 52V56H174V52ZM199 51V52H200ZM221 51V50H220ZM219 51V52H220ZM230 51V50H229ZM231 51H233V53H234V50H231ZM230 51V52H231ZM246 51V50H245ZM35 52H37V51H35ZM162 53V52H164L165 54H167L168 55V57L166 58V63H164V64H159V65H157V62H156V60L158 59V57L157 56H160L158 53ZM198 52V53H199ZM227 52V51H226ZM39 53H40V51H39ZM73 53V52H72ZM76 53H78V52H76ZM163 53V54H164ZM227 53H229V52H227ZM236 53V52H235ZM244 53H246V52H244ZM257 52H255L254 54H256ZM75 54V53H74ZM209 54H213V55H211L210 57H209ZM224 54H225V51H224ZM223 54V55H224ZM264 54V53H263ZM55 55V56H54ZM222 55V56H223ZM245 55V54H244ZM243 55V56H244ZM44 56V57H43ZM165 56V55H164ZM212 56L214 57V58H212ZM247 56H248V54H247ZM250 56V58H249V63L248 64H250V62L251 61H255L254 59H255V56H253V55H249ZM161 57V56H160ZM236 57H238V55H236ZM258 57H260V56H258ZM258 57H256V58H258ZM264 57V56H263ZM38 58H39V60H38ZM164 58V57H163ZM231 58V57H230ZM248 58V57H247ZM33 59H35L36 61L35 62H33ZM141 59V58H140ZM221 59V58H220ZM246 59V58H245ZM251 59V60H250ZM158 60H161V59H158ZM157 60V61H158ZM232 61H231V63L232 64H234L233 66H238V67H240V69H239V71H240V73L242 74L241 76L243 77V78H245V77H247V76H249V77H253V79H254V77L256 78L257 77V79H260L261 81L263 80L264 81V65L262 66H260L261 68H259L258 69V67H257V70L255 69V68H251L253 65H248L247 64V68H245V70L244 69H242L241 68V66L244 64V60L243 59H241V60H239V58H238V60L239 61H237L236 63H233V58L231 59ZM38 61V63H36ZM256 61H258L257 59H256ZM255 61V62H256ZM33 62V63H32ZM159 62V61H158ZM196 62H194V64L196 63ZM32 63V64H31ZM34 63H36V64H34ZM97 63H99V62H97ZM142 63V64H143ZM184 63V64H185ZM186 63V64H187ZM191 63V64H192ZM200 63H198V65L200 64ZM231 63H230V65H231ZM46 64V63H45ZM46 64V65H47ZM125 64H126V62H125ZM252 64H255V63H252ZM262 64V63H261ZM44 65V64H43ZM196 65V64H195ZM99 66V65H98ZM221 66V68L219 69V67ZM245 66V65H244ZM244 66H242L243 68H244ZM249 66V67H248ZM95 67H97V66H95ZM112 67V66H111ZM255 67V66H254ZM2 68V67H1ZM105 68H107V67H105ZM104 68V69H105ZM153 68V69H154ZM2 69H5L4 67L2 68ZM14 69V71L16 72V70ZM203 69H199V70H201L202 71V73H205V71H207L206 69L203 71ZM208 69V68H207ZM211 69V68H210ZM230 69H231V67H230ZM232 69H234V68H232ZM231 69V70H232ZM237 69V68H236ZM46 70V69H45ZM47 70H48V65H47ZM93 70H95V69H93ZM110 70V69H109ZM111 70H112V68H111ZM111 70H110V73H111ZM159 70V69H158ZM186 70V69H185ZM51 71H52V69H51ZM50 71V72H51ZM114 71V70H113ZM121 71V72H122ZM38 72V71H37ZM41 72V70H39V73ZM46 71H44V72H42V73H44V75L45 76H47V75H49L48 74V71L45 73ZM92 72V71H91ZM107 72H109V71H107ZM122 72V73H123ZM209 72V69H208V71H207V73ZM2 73V72H1ZM17 73V72H16ZM42 73L40 74L41 75V78H43L42 77ZM66 73V74H65ZM192 73H194V74H192ZM5 74H7V72L5 73ZM108 74V73H107ZM206 74V73H205ZM235 74V73H234ZM39 75V74H38ZM40 75H39V77H40ZM111 75V74H110ZM193 75H195L196 77H194ZM209 75V74H208ZM236 75V74H235ZM2 76H4V73H3V75ZM19 76V77H20ZM44 76V77H45ZM60 76V75H59ZM116 76V75H115ZM199 76V77H198ZM202 76H204V75H202ZM206 76V75H205ZM232 76H233V72H232ZM1 77V76H0ZM8 77V76H7ZM47 77H49V76H47ZM46 77V78H47ZM122 77H123V75H122ZM199 79H198V78ZM46 78H45V81H46ZM59 78V77H58ZM67 78V77H66ZM197 78V79H196ZM211 78H213V75H212V77ZM232 78V77H231ZM234 78V77H233ZM1 79V78H0ZM18 79V78H17ZM33 79V80H32ZM60 79V78H59ZM165 79V78H164ZM164 79H162V80H164ZM167 79V78H166ZM237 79V78H236ZM3 80H6L5 78L3 79ZM30 80V81H29ZM42 80V79H41ZM61 80H62V78H61ZM114 80V79H113ZM161 80V79H160ZM232 80V79H231ZM247 80L249 81V79L247 78L246 79V83H247ZM43 81H44V78H43ZM42 81V82H43ZM122 80H121V82H123ZM175 81V82H176ZM19 82V81H18ZM178 82V83H179ZM225 82V83H224ZM5 83V86H6V82H4ZM32 83V84H31ZM38 83V82H37ZM62 83V82H61ZM100 83V82H99ZM119 83V82H118ZM223 83V84H222ZM245 83V81L242 83V84H246ZM249 83V82H248ZM264 83V82H263ZM40 84V83H39ZM42 84V83H41ZM91 84H93V81H92V83ZM94 84H95V82H94ZM119 84H121L122 86H123V88L124 87H126V86H124L122 83H119ZM177 84V83H176ZM215 84V83H214ZM220 84V85H219ZM242 84H240V86H243ZM250 84H252L251 83V80H250ZM258 84L259 83H257V85H256V87L258 86ZM35 86H36V84H34ZM38 85V84H37ZM44 85V84H43ZM64 85V84H63ZM78 85H80V84H78ZM87 85H89V84H87ZM230 85V84H229ZM249 85V84H248ZM3 86V85H2ZM28 86H30L31 88H27ZM41 86V88H39ZM96 86V85H95ZM98 86V85H97ZM179 86V85H178ZM232 86V85H231ZM239 86V85H238ZM239 86V87H240ZM252 86V85H251ZM260 86V85H259ZM17 87V86H16ZM21 87V86H20ZM120 87V86H119ZM118 87V88H119ZM159 87H158V90H159ZM216 87V86H215ZM214 87V88H215ZM230 87V86H229ZM233 87H235V86H233ZM247 88H248V86H246ZM6 88V87H5ZM13 88V87H12ZM78 88V87H77ZM91 88H92V86H91ZM180 88V87H179ZM255 88V87H254ZM0 89H1V87H0ZM10 89V88H9ZM19 89V88H18ZM98 89V88H97ZM142 89H144L143 91H142ZM243 89V88H242ZM109 90V89H108ZM147 90V91H146ZM163 90V89H162ZM244 90V89H243ZM254 90H256V88L254 89ZM260 90V89H259ZM107 91V90H106ZM121 91H123V90H121ZM173 91V90H172ZM176 91V90H175ZM180 91V92H181ZM211 91V90H210ZM228 91V90H227ZM237 91V90H236ZM0 92H2V91H0ZM247 92V91H246ZM253 92V91H252ZM257 92V91H256ZM19 93H21V92H19ZM33 93V97H30L31 99H34L35 98V94ZM80 93V94H79ZM119 93V92H118ZM150 93H151V91H150ZM150 93H148L147 95H149ZM176 93H178V92H176ZM245 93V92H244ZM258 93H259V91H258ZM32 94V93H31ZM79 94V97H78V100L80 101V102H82V101H84L85 102V99L87 98H89L90 97V99H91V97L92 98H95V99H97V100H99L101 103H102V108H104V116H103V119H101V118H98L97 116H96V113H95V111H94V113H92L93 111H92V107H90V109H91V113L90 112H88V114L86 115V114H84L82 117H74V116H70V117H68V116H66L67 114H69L70 115V113H68V111L66 110H64L65 112H63L62 113V108H61V110L62 111H59V107H60V105L61 104H64L65 106H71V104L74 102V100H76L77 98H76V95H78ZM158 94H162L161 93V90H160V92L158 93ZM165 94V93H164ZM241 94V93H240ZM261 94H262V92H261ZM264 94V93H263ZM7 95V94H6ZM18 95V94H17ZM117 95V94H116ZM163 95V94H162ZM237 94H235V96L234 97H236L237 98V96H236ZM253 95V94H252ZM2 96V95H1ZM3 96H5V94H3ZM21 95H19V97H20ZM180 96V97H181ZM239 96V95H238ZM244 97L246 96L245 94L243 95ZM249 96H251V95H249ZM248 96V97H249ZM39 97V96H38ZM37 97V98H38ZM147 97V96H146ZM145 97V98H146ZM156 97V96H155ZM164 97V96H163ZM243 97V98H244ZM252 97V96H251ZM250 97V99L251 100H253L254 101V99H252ZM10 98V97H9ZM145 98H143V99H145ZM162 98V97H161ZM166 99L168 98V97H165ZM184 99H185V97H183ZM236 98L234 99V102H235V100H236ZM239 98V97H238ZM237 98V99H238ZM255 98V97H254ZM86 99V100H87ZM166 99H164V101H166ZM220 99H222V100H225V96H224V94H222V95H220ZM242 99V98H241ZM38 100V99H37ZM148 100V99H147ZM147 100L145 99V102H147ZM167 100H169V99H167ZM239 100V99H238ZM256 100V99H255ZM26 101H28V99L26 100ZM143 101V100H142ZM163 101V100H162ZM161 101V102H162ZM179 101H181V100H179ZM209 101V100H208ZM241 101L242 100H240V103H241ZM250 101V100H249ZM32 102H34V100H32ZM94 102V101H93ZM92 102V103H93ZM193 101H191L190 102V104L192 103ZM200 103H201V101H199ZM210 102V101H209ZM232 102V101H231ZM237 102V101H236ZM236 102L235 103H233V104H229V106L228 107H226V109H228V110H230V112L231 111H234V112H232L234 115L235 114H238V116L236 115V116H233L231 119L233 120V118L234 117H236V122H235V124H237V128H238V130L239 131H237L236 133H235V135H234V137H232V140L231 141H229V142H226L225 141V136H226V134L229 132V127L227 126V121H226V123H225V121H224V118H222L223 120H221V119H217L218 118V116H217V118H214L215 116H213L214 114H216V113H214V114H212V117H210L211 115V112H209L210 114H209V116L208 115H206V111H204V110H202L203 112H205V113H203V112H201V113H203L202 115L200 114L199 116H195V114L193 115V116H191V115H187V116H184V115H179V117L180 116H182L181 117V123L179 122V124H178V126H177V124H176V128L172 131L173 132V134H171V136L173 135V138H179V139H177V140H180V138H182L181 140H183V137H185V136H190L191 138H192V140H194V144L197 146V148L198 149H200L198 152H207V148H209V145H210V142H209V140L211 141V139H213L212 140V142L213 141H215L216 142V144L217 145H221L225 150H224V156H225V159H232V158H230V157H228V151H229V148H232L233 147V149L235 148V146H240L239 144H240V141H244V140H246L247 139V131H246V133H245V124L246 123H248L249 121H252V120H249L247 117V114H246V116H244L245 114H244V111L242 112V110H244L245 108H243V109H241V107H242V105H243V103H242V105H240V104H236ZM239 102V101H238ZM255 102V101H254ZM254 102H252V105H253V103ZM17 103V102H16ZM86 103V102H85ZM84 103V104H85ZM143 103H144V101H143ZM160 103V102H159ZM164 103V102H163ZM198 103V102H197ZM199 103V104H200ZM214 103H215V101H214ZM22 103H20V106H22L21 105ZM76 104V103H75ZM82 104V103H81ZM162 104V103H161ZM167 104H169L168 103V101H167ZM249 104V103H248ZM8 105H9V103H8ZM12 105V104H11ZM14 105V104H13ZM73 105V104H72ZM86 105V104H85ZM93 105V104H92ZM95 105V104H94ZM156 105V104H155ZM159 105V104H158ZM165 105V104H164ZM171 105V104H170ZM169 105V106H170ZM194 105V104H193ZM197 105V104H196ZM207 104H205V106H204V108L202 107V109H205V107H207V108H209L208 106H206ZM241 107H240V106ZM15 106V105H14ZM39 106H40V104H39ZM160 106V105H159ZM250 106V105H249ZM9 107L10 108H12L10 105L8 106V110H9ZM86 108H87V105L85 106ZM88 107H89V105H88ZM198 107H200V106H198ZM253 107V106H252ZM35 108H38V110H36ZM4 109V108H3ZM13 109H16V108H13ZM47 109V110H46ZM64 109H65V107H64ZM174 108H172V111L173 112H175L174 110H173ZM223 109V108H222ZM225 109V110H226ZM5 110V109H4ZM12 110V109H11ZM11 110H9L10 112H12ZM185 110H186V108H185ZM8 111V112H9ZM18 111V110H17ZM87 111V110H86ZM155 111H157V112H155ZM0 112H1V110H0ZM7 112V111H6ZM20 112V111H19ZM32 112V113H33ZM147 112V111H146ZM230 112H229V114H230ZM15 113H17V112H15ZM27 113V112H26ZM29 113V112H28ZM65 113H67L66 115H65ZM163 113V112H162ZM224 113V112H223ZM226 113H228L227 112V110H226ZM243 113V114H242ZM248 113V112H247ZM264 113V112H263ZM1 114V113H0ZM2 114H4V113H2ZM8 114V113H7ZM12 114V113H11ZM46 113H43V115H45ZM191 114V113H190ZM205 114V115H204ZM254 114V113H253ZM29 115H31L30 113H29ZM42 115V116H43ZM48 115V116H49ZM151 115H153V117H151ZM162 115V114H161ZM167 115V114H166ZM177 115V114H176ZM176 115L174 114V116L176 117ZM231 116H232V114H230ZM16 116V115H15ZM46 116H47V114H46ZM47 116V117H48ZM52 116V118L54 119V117ZM85 116V117H84ZM2 117V116H1ZM5 117V116H4ZM3 117V118H4ZM151 117V118H150ZM164 117V116H163ZM264 117V115H262V116H260V119L259 120H256V118L254 119V118H252V119H254L253 121H258V123H260L261 121L260 120H262V118ZM3 118H0V119H3ZM42 118V117H41ZM22 119V118H21ZM21 119H19L20 120V122H21ZM24 119H26V118H24ZM151 119V120H152ZM157 119V120H158ZM235 119V118H234ZM19 120H17L16 118H15V121H18V123H19ZM55 120V119H54ZM263 120H264V118H263ZM1 121H3V122H5L6 124H12V123H15V121H13V119L11 120V118L10 119H3V120H0V122ZM22 121H24V120H22ZM70 121H72V122H70ZM260 121V122H259ZM67 122H70L71 124H72V126H70V124H67ZM165 122H166V120H165ZM264 122V121H263ZM151 123V124H150ZM157 123L158 124H160V123H162V120L161 119H159L158 121H157ZM107 124V125H106ZM166 124V123H165ZM164 124V125H165ZM205 126H204V125ZM264 124V123H263ZM263 124H261L263 127H264V125ZM36 125V124H35ZM34 125V126H35ZM40 124H38V126H39ZM69 125V126H68ZM161 125H163V124H161ZM158 126V125H156V128H157V126L158 127H161V128H163V126ZM167 125V124H166ZM165 125V126H166ZM169 125V124H168ZM33 126V127H34ZM202 126H204V127H202ZM155 127V126H154ZM207 128V129H205V130H203L204 128ZM2 128V127H1ZM0 128V129H1ZM39 128V127H38ZM43 128V127H42ZM39 129V131H41V130H43V129ZM165 128V127H164ZM256 128H258L259 129V127H256ZM255 128V129H256ZM30 129V130H29ZM130 129V130H131ZM258 129H256V132H259V134H260V131H257ZM28 130L29 131H31L32 132V130H31V128H27V135H29V137L31 136L30 134H29V132H28ZM34 130V129H33ZM74 130V131H73ZM251 130H253V129H251ZM251 130H249V132H248V134L250 133V131ZM35 131V130H34ZM68 131V130H67ZM262 131V130H261ZM30 132V133H31ZM43 132H45L44 130H43ZM255 132V133H256ZM264 132V131H263ZM12 133V132H11ZM39 133V132H38ZM116 133V134H115ZM126 133V132H125ZM24 135L26 134V133H23ZM32 134H33V132H32ZM35 134H37L36 132H35ZM34 134V135H35ZM157 134H159V133H157ZM252 135L251 136H249V139L248 140H250L251 138L250 137H252V136H254L253 134V132L251 133ZM18 135H20V134H18ZM39 135V134H38ZM71 135V134H70ZM168 135H170V134H168ZM167 135V136H168ZM250 135V134H249ZM264 135V134H263ZM16 136V135H15ZM104 137H105V135H103ZM159 136V137H158ZM246 136V139H244V137ZM2 137V136H1ZM23 137V136H22ZM21 137V138H22ZM28 137V136H27ZM31 137H33V135L31 136ZM121 137V136H120ZM142 137L140 138V140L142 139ZM169 138H170V136H168ZM255 137H257L256 135H255ZM14 138V137H13ZM17 138H18V136H17ZM43 138V137H42ZM41 138V140H44V139H42ZM67 138V137H66ZM160 138H159V141H160ZM164 138V137H163ZM258 138V137H257ZM259 138H260V135H259ZM1 139V138H0ZM26 139V138H25ZM31 140H32V138H30ZM36 139H37V137H36ZM119 140H120V142H121V138H118ZM129 139V138H128ZM128 139H127V142H129L128 141ZM165 139V138H164ZM171 140H172V138H170ZM264 139V138H263ZM39 140V139H38ZM57 140V139H56ZM90 140H88L89 142H90ZM166 140H168V139H166ZM171 140L168 142V144L170 145H172L173 143L171 142ZM177 140H175V141H177ZM186 140V139H185ZM45 142H46V140H44ZM43 141V142H44ZM158 141V142H159ZM17 142V141H16ZM19 142H21L20 140H19ZM53 142V141H52ZM85 142H86V139H85ZM147 142H145V143H147ZM166 142V141H165ZM171 142V143H170ZM174 142V141H173ZM211 142V143H212ZM246 142V141H245ZM47 143V142H46ZM50 143V142H49ZM59 143V142H58ZM60 143H61V139H60ZM60 143H59V145H60ZM65 143V145H66V142H64ZM68 143V142H67ZM69 143V144H70ZM94 143V142H93ZM113 142H111V143H109L108 145L110 146V145H114V143L112 144ZM124 143V142H123ZM126 143V142H125ZM147 143V144H148ZM167 143V142H166ZM175 143V142H174ZM177 143V142H176ZM244 143V142H243ZM262 143V142H261ZM17 144H20V143H17ZM32 144V143H31ZM62 144L63 143H61V145L60 146H62ZM85 144H87V143H85ZM91 144V143H90ZM159 144V143H158ZM160 144H165V143H162V141L160 142ZM181 144V143H180ZM50 145H51V143H50ZM92 145H95V143L94 144H91V145H89V144H87V145H85L86 147L88 146H92ZM107 145V146H108ZM118 145V144H117ZM121 145V144H120ZM123 145H125V144H123ZM127 145H129V144H127ZM146 145V144H145ZM166 145V144H165ZM168 145V146H169ZM215 145V144H214ZM214 145L212 144V147L214 148ZM242 145V144H241ZM17 146V145H16ZM29 146V145H28ZM31 146V145H30ZM107 146L105 147V150H107V151H109L108 150V148H109V146H108V148H107ZM130 146V145H129ZM134 146H135V144H134ZM153 146V147H154ZM167 146V145H166ZM77 147V146H76ZM93 147V146H92ZM112 147V146H111ZM128 147V146H127ZM164 146H162L161 147V145L159 146L158 145V147H154L153 149H156V151H157V149L158 148H163ZM215 147H217V146H215ZM16 148V147H15ZM33 148V147H32ZM90 148V147H89ZM115 148V147H114ZM114 148H112V149H114ZM116 148H118V147H116ZM125 148V147H124ZM124 148H122V150L124 149ZM246 147L244 146V148L243 149H245ZM262 148V147H261ZM30 149H31V147H30ZM92 149V148H91ZM119 149H120V147H119ZM119 149H117V152H116V154L118 153V150ZM131 149V148H130ZM150 149V148H149ZM151 150L150 152H151V154H152V152H154V150ZM160 149V150H161ZM173 149V148H172ZM238 149V148H237ZM241 149V147L239 148V150ZM121 150V149H120ZM119 150V151H120ZM148 150V149H147ZM180 150V149H179ZM214 150H215V148H214ZM214 150H213V152H212V156L214 157L217 153H216V151H215V153L216 154H213L214 153ZM238 150V151H239ZM248 150H249V148H248ZM254 150V149H253ZM3 151V150H2ZM65 151V150H64ZM113 151V150H112ZM244 150H241V151H239V153H241L242 152V154L244 155V152H243ZM246 151H247V149H246ZM5 152V151H4ZM37 152H39V151H37ZM111 152V151H110ZM121 152V151H120ZM162 151H159V152H157L156 153V155L158 154V153H161ZM197 152V153H198ZM225 152H227L226 153V155H225ZM6 153V152H5ZM59 153H60V151H59ZM58 153V154H59ZM113 153V152H112ZM170 153V152H169ZM168 153V154H169ZM252 153V152H251ZM258 153V152H257ZM257 153H256V155H257ZM13 154V153H12ZM35 154H36V151H35ZM34 154V155H35ZM37 154H39V153H37ZM40 154H41V151H40ZM72 154V153H71ZM71 154H69V155H71ZM98 154H99V152H98ZM115 154V153H114ZM119 154V153H118ZM196 154V153H195ZM241 154V155H242ZM248 154V153H247ZM255 154V153H254ZM264 154V153H263ZM2 155V154H1ZM60 155H61V153H60ZM60 155H58V156H60ZM125 155V154H124ZM123 155V156H124ZM161 155V154H160ZM163 155V154H162ZM194 155V154H193ZM240 155V156H241ZM242 155V156H243ZM5 156H6V154H5ZM33 156V155H32ZM31 156V157H32ZM37 157H39L40 155H36ZM110 156H111V154H110ZM154 156H155V153H154ZM165 156V151H164V155H163V157ZM169 155H167V157H168ZM195 156V155H194ZM239 156V157H240ZM258 156V155H257ZM1 157V156H0ZM37 157H36V159H37ZM50 157H52V155L50 156ZM50 157H48L49 158V160H51L50 162H52L53 160L52 159H50ZM74 157V156H73ZM72 157V158H73ZM77 157V156H76ZM112 157V159L113 160H115L116 162H117V160H118V158L119 157H117L116 155L114 156H111ZM115 157H117V159L115 158ZM121 157V156H120ZM128 157V156H127ZM126 157V158H127ZM152 157V156H151ZM162 157V156H161ZM160 157V158H161ZM208 156H206V159L205 160H208L209 159V157H210V155H209V157L207 158ZM212 157V158H213ZM236 157V156H235ZM235 157H234V161H235ZM249 157H251L250 156V153H249ZM252 157H255V156H252ZM259 157V156H258ZM261 157H262V155H261ZM261 157H259V158H261ZM2 158H3V156H2ZM19 158V157H18ZM71 158V157H70ZM70 158L68 157H66L65 156V158H64V160L65 161H68V163H69V160H70ZM72 158H71V160H72ZM79 158V157H78ZM107 158V157H106ZM125 158V157H124ZM155 158H157V157H155ZM154 158V159H155ZM160 158H157L158 159V161H160V163H164L163 162V160L161 161V159ZM165 158H166V156H165ZM190 158V157H189ZM264 158V157H263ZM20 159V158H19ZM17 160L18 162L20 161V160ZM23 159V158H22ZM35 159V160H36ZM39 159V158H38ZM37 159V160H38ZM59 159V158H58ZM57 159V160H58ZM74 159L75 158H73V161H74ZM77 159V158H76ZM112 159H111V161H112ZM130 159V158H129ZM160 159V160H159ZM170 158L168 157V160H169ZM216 159V158H215ZM251 159V158H250ZM0 160H1V158H0ZM3 161L5 160V159H2ZM31 160V159H30ZM35 160H31V161H35ZM40 160V159H39ZM81 160H83V159H81ZM122 160V159H121ZM125 160V159H124ZM124 160H122L123 162H124ZM139 160V159H138ZM194 160H196L195 158H194ZM210 160V159H209ZM249 160V159H248ZM13 161H15V160H13ZM30 161V162H31ZM54 161H55V159H54ZM77 161V160H76ZM111 161H109L110 162V164H112V162ZM134 160H132V162H133ZM183 161V160H182ZM186 161L188 162L189 160H187L186 159ZM233 160H232V163L234 162ZM241 161H243V159L241 160ZM240 161V162H241ZM256 160H254V162H255ZM5 162V161H4ZM17 162V163H18ZM27 162V161H26ZM86 160H85V163L84 164H86ZM91 162V161H90ZM89 162V163H90ZM122 162V163H123ZM127 163L129 162L128 160L126 161ZM125 162V164H126V166L128 165L127 163ZM131 161H130V163H129V166H131V164H133ZM229 162H230V160H229ZM236 162H238V160L236 161ZM239 162V163H240ZM253 161H251V163H252ZM8 163H10V160H9V162ZM20 163V162H19ZM55 163V162H54ZM88 163V164H89ZM137 163H138V161H137ZM183 163L184 162H182V165H183ZM192 163V162H191ZM211 163V162H210ZM231 163V164H232ZM243 163V162H242ZM16 164V163H15ZM30 164H32V163H30ZM34 164H35V162H34ZM48 166H50L49 168L53 171V167H55L56 168V166H58L57 164H53V162H52V166L50 165V163H46ZM46 164H43V166H44V168L46 167ZM78 164V163H77ZM109 164V166H111ZM187 164V163H186ZM234 164V163H233ZM236 164H238V163H236ZM254 164V163H253ZM253 164H251V165H253ZM56 165V166H55ZM66 165V164H65ZM67 165H69V164H67ZM122 165H124V163L122 164ZM167 165V164H166ZM181 165V166H182ZM238 165H240V164H238ZM254 165H256V162H255V164ZM254 165H253V167H254ZM22 167L21 166V163L20 164H18L17 165V167ZM37 166V165H36ZM42 166V167H43ZM48 166L46 167V168H48ZM79 166V165H78ZM88 166V165H87ZM89 166H91L90 164H89ZM88 166V167H89ZM108 166V167H109ZM112 166H114L115 167V165H112ZM126 166H125V168H124V170L126 169ZM134 166V165H133ZM163 166V165H162ZM195 166V165H194ZM193 166V167H194ZM206 166V165H205ZM212 166V164L209 166V167H211ZM241 166V165H240ZM35 167V166H34ZM42 167H40V169L42 168ZM75 167V166H74ZM108 167H106L107 169H108ZM123 167V166H122ZM128 167V166H127ZM190 167H192V166H190ZM228 167V166H227ZM241 167H244L243 165L241 166ZM12 168V167H11ZM44 168L42 169V170H39L40 172L41 171H44L45 172V170H44ZM69 168H70V166H69ZM80 168V167H79ZM78 168V169H79ZM119 168L121 169L120 171L121 172H123L122 171V169L123 168H121L120 166H119ZM196 168V167H195ZM200 168V167H199ZM198 168V169H199ZM202 168V167H201ZM206 168H208L207 166H206ZM215 168V167H214ZM19 169H21V168H19ZM50 169H47L48 170V173H49V171H51ZM71 169H73V167L71 168ZM71 169H69V170H71ZM84 169H88V168H84ZM98 170H99V167L97 168ZM101 169H105V168H101ZM107 169H105V170H107ZM116 169V168H115ZM115 169H113L112 171H111V168L109 167V170L111 171V173L112 172H114L115 171ZM131 169H132V172H137V173H139V171H134V169L133 168H130L129 169V172H131ZM155 169V168H154ZM204 169V168H203ZM203 169H201V171L203 170ZM212 169V167L210 168V170ZM33 170V169H32ZM31 170V171H32ZM76 171H77V169H75ZM104 170V171H105ZM182 170H185V169H182ZM181 170V171H182ZM226 171H227V169H225ZM34 171H37V169H36V167H35V170ZM83 171V170H82ZM85 172H86V170H84ZM110 171H108L109 173H110ZM128 171V170H127ZM207 171H208V169H207ZM212 171H214L213 169H212ZM232 171V170H231ZM231 171H229V172H231ZM39 172V173H40ZM70 172V171H69ZM95 172V171H94ZM98 172V171H97ZM107 172V171H106ZM107 172V173H108ZM125 172V171H124ZM204 172V171H203ZM42 174H43V172H41ZM110 173V174H111ZM116 173H117V171H116ZM141 173V172H140ZM172 173V172H171ZM196 173V172H195ZM195 173H192L193 174V177H194V175H195ZM200 175L202 174V177H203V174L204 173H202V172H198ZM207 173V172H206ZM206 173L204 174L205 176L204 177H207L206 176ZM215 173H217V172H215ZM255 173V172H254ZM38 173H35V175H37ZM51 174H52V172H51ZM53 174H54V172H53ZM84 174V173H83ZM82 174V175H83ZM89 174V173H88ZM126 174H131V173H128V172H126ZM133 174V173H132ZM186 174H188V172H186ZM255 174H257V173H255ZM11 175V174H10ZM17 175V174H16ZM34 175V176H35ZM41 175V174H40ZM71 175V174H70ZM86 175V174H85ZM134 176H135V173L133 174ZM143 174H141V175H139V180L142 178L143 179V177H140V176H142ZM168 175H170L169 173H168ZM189 175V174H188ZM248 175V174H247ZM250 175V174H249ZM254 175V174H253ZM261 176H263L262 174H260ZM76 176V175H75ZM74 176V177H75ZM115 176V175H114ZM143 176H145V175H143ZM166 176V175H165ZM199 176V175H198ZM257 176V175H256ZM261 176H259V178H264V176L263 177H261ZM53 177V176H52ZM61 177V176H60ZM72 177V176H71ZM138 177V176H137ZM136 177V178H137ZM251 177H252V175H251ZM255 177V176H254ZM254 177H252V179L254 178ZM16 178V177H15ZM106 178V177H105ZM105 178H104V180H105ZM115 178V177H114ZM164 178H166V177H164ZM168 178V177H167ZM181 178V177H180ZM207 178H209V177H207ZM259 178H257L256 180L257 181H259ZM2 179V178H1ZM53 179V178H52ZM51 179V180H52ZM69 179H71V178H69ZM75 178H73L71 181H73ZM110 179H112V178H110ZM109 179V180H110ZM174 179V178H173ZM204 179V178H203ZM209 179H211V178H209ZM213 179V182H212V184H214V182L216 181V179H214V178H212ZM222 179V178H221ZM255 179V178H254ZM253 179V180H254ZM48 180V179H47ZM54 180V179H53ZM52 180V181H53ZM65 180H67V178L65 179ZM215 180V181H214ZM248 180H249V178H248ZM264 180V179H263ZM3 182H5V180H2ZM51 181V182H52ZM87 181V180H86ZM135 181V180H134ZM133 181V182H134ZM138 181V180H137ZM140 181H142V180H140ZM144 181V180H143ZM142 181V182H143ZM165 180H163V182H164ZM184 181V180H183ZM210 181V180H209ZM218 181V180H217ZM221 181V180H220ZM223 181V180H222ZM254 182V181H252L251 179L249 180V182ZM1 182V181H0ZM54 182H56V181H54ZM66 182V181H65ZM132 182V181H131ZM139 182V181H138ZM186 182V181H185ZM190 182V181H189ZM69 183V182H68ZM68 183H67V185H68ZM210 183H211V181H210ZM220 182L218 181V184H219ZM225 183V182H224ZM223 182H222V185H220V186H223V184H224ZM229 183V182H228ZM264 183V182H263ZM4 184V183H3ZM79 184V183H78ZM88 184V183H87ZM168 184V183H167ZM170 184H172V183H170ZM169 184V186H172V185H170ZM183 184V186L181 187V188H183V190H184V192H185V190L188 192V193H194V191H190V189H192V184H188V181L186 182V184L183 182L182 183ZM2 185V184H1ZM73 185V184H72ZM77 185V184H76ZM75 185V186H76ZM251 185V184H250ZM256 185V184H255ZM6 186H7V184H6ZM74 186V187H75ZM90 186V185H89ZM138 186V185H137ZM169 186H168V188H169ZM173 186H174V184H173ZM196 186H198V185H196ZM215 186L217 187V182L215 183ZM226 186V185H225ZM2 187L3 186H1V189L0 190H2ZM47 187V186H46ZM49 187V186H48ZM68 187H69V185H68ZM156 187V186H155ZM251 187H253L252 185H251ZM66 188H67V186H66ZM139 188V187H138ZM172 188H174V187H172ZM171 188V190L173 191L174 189H172ZM180 188V189H181ZM199 188H200V186H199ZM222 187H220V189H221ZM68 189V188H67ZM70 189H71V185H70ZM76 189V188H75ZM136 189V188H135ZM179 189V188H178ZM198 189V188H197ZM196 189V190H197ZM235 189L236 188H234L233 190L235 191ZM241 189V188H240ZM73 190V189H72ZM150 190H153V189H150ZM232 190V189H231ZM230 190V191H231ZM233 190L230 192V195H231V193L233 192ZM242 190V189H241ZM255 190V189H254ZM253 190V191H254ZM69 191V190H68ZM118 191V190H117ZM199 191H200V189H199ZM238 193H240L241 191L238 189V190H236ZM240 191V192H239ZM247 191V190H246ZM250 191H251V188H250ZM249 191V192H250ZM124 192V191H123ZM150 192V191H149ZM171 192V191H170ZM169 192V193H170ZM187 192H185V193H187ZM1 193V192H0ZM68 193V192H67ZM74 193V192H73ZM72 193V194H73ZM173 193V192H172ZM171 193V194H172ZM199 193H201V192H199ZM42 194V193H41ZM76 194H78V193H76ZM137 194H139V193H137ZM195 194V193H194ZM250 194H252L251 192H250ZM50 195V194H49ZM169 195V194H168ZM188 195V194H187ZM264 195V194H263ZM2 196V195H1ZM41 196V195H40ZM74 196V195H73ZM136 196V195H135ZM138 196V195H137ZM160 196V195H159ZM173 196V195H172ZM201 196H203V194L201 195ZM250 196V195H249ZM39 197V196H38ZM42 197V196H41ZM194 197H195V195H194ZM200 197V196H199ZM203 197H205V196H203ZM202 197V198H203ZM235 197V196H234ZM248 197V196H247ZM201 198V197H200ZM226 198V197H225ZM224 198V199H225ZM175 199V198H174ZM263 199V198H262ZM138 200H139V198H138ZM203 200V199H202ZM249 200H250V198H249ZM42 201H44V200H42ZM79 201V200H78ZM141 201V200H140ZM230 201V200H229ZM262 201H264V200H262ZM50 202V201H49ZM63 202V201H62ZM79 202H81V201H79ZM115 202V201H114ZM117 202V201H116ZM257 202H259L258 200H257ZM261 202V201H260ZM6 203H8V202H6ZM207 203V201L205 202V204ZM218 203V202H217ZM224 203V202H223ZM13 204V203H12ZM62 204V203H61ZM60 204V205H61ZM85 204V203H84ZM115 204V203H114ZM117 204V203H116ZM115 204V205H116ZM144 204V203H143ZM190 204V203H189ZM204 204V205H205ZM261 204L262 205H264V203H262L261 202ZM2 205V204H1ZM5 205V204H4ZM3 205V206H4ZM20 205H22V204H20ZM46 205V204H45ZM50 205V204H49ZM55 205V204H54ZM114 205V206H115ZM201 205V204H200ZM204 205H203V207H204ZM252 205H253V202H252ZM52 206V205H51ZM67 206V205H66ZM77 206V205H76ZM43 207V206H42ZM79 207V206H78ZM113 207V206H112ZM183 207V206H182ZM216 207V206H215ZM214 207V208H215ZM221 205H220V208H219V211H220V209H221ZM2 208V207H1ZM11 208V207H10ZM9 208V209H10ZM18 208H20V207H18ZM48 208H49V206H48ZM64 208V207H63ZM77 208V207H76ZM81 208V207H80ZM79 208V209H80ZM129 209H131L130 207H128ZM147 207H145V209H146ZM189 208V207H188ZM226 208V207H225ZM229 207H227V209H228ZM231 208H232V206H231ZM242 208V207H241ZM246 208H248L247 206H246ZM245 208V209H246ZM8 209V210H9ZM13 209V208H12ZM11 209V210H12ZM14 209L16 210L17 208H15L14 207ZM65 209H66V207H65ZM67 209H68V207H67ZM85 209V208H84ZM109 209V208H108ZM217 209V208H216ZM224 209V207L222 208V210ZM234 206H233V212H234ZM244 209V208H243ZM243 209H241V210H243ZM244 209V210H245ZM250 209V208H249ZM3 209H1V211H2ZM72 210V209H71ZM144 210V209H143ZM149 210V209H148ZM218 210V209H217ZM217 210H215V211H217ZM225 210L226 209H224V212H225ZM232 210V209H231ZM237 210H238V208H237ZM255 210V209H254ZM5 211V210H4ZM147 211V210H146ZM150 211H151V209H150ZM213 211H214V209H213ZM228 211V210H227ZM11 212V211H10ZM180 212V211H179ZM224 212H222L221 211V216L222 217H224ZM229 212H230V209H229ZM239 212H241V213H245V212H243V211H240V209H239ZM6 213V212H5ZM69 213V212H68ZM100 213V212H99ZM152 213H154V211L152 212ZM218 213V212H217ZM240 213V214H241ZM250 212H246V214H249ZM255 213V212H254ZM259 213V212H258ZM7 214V213H6ZM12 214V213H11ZM129 214V213H128ZM144 214H145V212H144ZM206 214H208V213H206ZM220 214V213H219ZM226 214L228 215V213L226 212ZM225 214V215H226ZM250 214H253V213H250ZM256 214H257V212L255 213V217H256ZM260 214V213H259ZM28 215V214H27ZM26 215V216H27ZM92 215V214H91ZM127 215V214H126ZM152 215V214H151ZM158 215V214H157ZM210 215V214H209ZM208 215V216H209ZM244 215V214H243ZM45 216V215H44ZM71 216V215H70ZM128 216V215H127ZM132 216V215H131ZM206 216V215H205ZM221 216L219 217L218 216V214H217V217H219V219L221 220L222 218H221ZM257 216H259V215H257ZM261 216V215H260ZM8 217V216H7ZM24 217V216H23ZM56 217V216H55ZM179 217H180V215H179ZM210 217V216H209ZM229 217V219H230V215L228 216ZM239 218H240V216H238ZM247 216H244L243 218L245 219ZM248 217H249V215H248ZM252 217V216H251ZM254 217V218H255ZM25 218V217H24ZM28 218V217H27ZM27 218H25V219H27ZM136 218V217H135ZM225 218V217H224ZM242 218V217H241ZM253 218V217H252ZM23 219V218H22ZM24 219V220H25ZM92 219V218H91ZM157 219V218H156ZM166 219V218H165ZM228 219V218H227ZM226 219V220H227ZM249 219H250V217H249ZM259 219V218H258ZM258 219H256V220H258ZM261 219V218H260ZM47 220V219H46ZM57 220H58V218H57ZM160 220V219H159ZM161 220H163V219H161ZM167 220V219H166ZM223 220H225V219H223ZM223 220H222V222H223ZM243 220V219H242ZM55 221H56V219H55ZM96 221V220H95ZM134 221V220H133ZM136 221H137V219H136ZM240 223L242 222L241 220H238ZM237 221V222H238ZM246 221H247V218H246ZM253 221V220H252ZM259 221V220H258ZM27 222V221H26ZM98 222V221H97ZM226 222V221H225ZM228 222H229V224H231V225H233L234 226V224H236L234 221H232V219L231 220H227V224H228ZM14 224H15V222H13ZM13 223H11V224H13ZM17 223V222H16ZM24 223H25V221H24ZM57 223H58V221H57ZM90 223H92V222H90ZM163 223V222H162ZM209 223V222H208ZM225 223V224H226ZM240 223H237L239 226H240V228H239V226H237L238 228H239V232L241 233H239V235H241V237L244 235V232H245V230H247V229H249V227L248 228H246V227H244L243 225L244 224H240ZM100 224V223H99ZM246 224H248L247 222H246ZM258 225H259V222L257 223ZM89 225V224H88ZM106 225V224H105ZM193 225V224H192ZM207 225V224H206ZM211 225V224H210ZM15 226V225H14ZM108 226V225H107ZM227 226V225H226ZM232 226V227H233ZM247 226V225H246ZM255 226V225H254ZM253 226V227H254ZM260 226H261V222H260ZM29 227H30V224H29ZM105 227V226H104ZM111 227V226H110ZM228 227L229 226H227V229H228ZM255 227H257V226H255ZM262 227V226H261ZM2 228V227H1ZM8 228V227H7ZM64 228V227H63ZM63 228H62V230H63ZM92 228V227H91ZM108 228V227H107ZM252 228V227H251ZM29 229V228H28ZM89 229V228H88ZM111 229V228H110ZM188 229V228H187ZM203 229V228H202ZM207 229V228H206ZM232 229V228H231ZM231 229H229V233H232V232H230L231 231ZM260 229V228H259ZM259 229H258V231H259ZM262 229V228H261ZM260 229V230H261ZM3 230V229H2ZM2 230H0V231H2ZM35 230V229H34ZM62 230H60V231H62ZM86 230H87V228H86ZM238 230V229H237ZM236 230V228L234 227V229H233V231H237ZM251 230V229H250ZM254 230V229H253ZM257 230V229H256ZM90 231V230H89ZM255 231V230H254ZM5 232V231H4ZM59 232V231H58ZM64 232V231H63ZM82 232V231H81ZM88 232V231H87ZM248 232V231H247ZM257 231H255V233H256ZM3 233V232H2ZM61 233V232H60ZM60 233H58V234H60ZM65 233V232H64ZM85 233H86V231H85ZM84 233V234H85ZM169 233V232H168ZM167 233V234H168ZM35 234V233H34ZM62 234V233H61ZM233 234V233H232ZM249 234H250V232H249ZM248 234V235H249ZM254 234V233H253ZM1 235V234H0ZM82 234H80V236H81ZM219 235V234H218ZM247 235V236H248ZM4 236V235H3ZM83 236V235H82ZM99 236V235H98ZM101 236V235H100ZM163 236V235H162ZM161 236V238L163 239V237ZM220 236V235H219ZM1 237V236H0ZM167 237H168V235H167ZM221 237V236H220ZM61 238V237H60ZM71 238V237H70ZM82 238V237H81ZM95 238V237H94ZM93 238V239H94ZM98 238V237H97ZM256 238V237H255ZM40 239V238H39ZM47 239V238H46ZM49 239V238H48ZM76 239V238H75ZM86 239V238H85ZM85 239H83V240H85ZM217 239H219V238H217ZM245 239H247L246 237H245ZM244 239V240H245ZM258 239H260V238H258ZM23 240V239H22ZM42 240V239H41ZM87 241L89 240L88 239V237H87V239H86ZM85 240V241H86ZM95 240V239H94ZM94 240H89L90 241V243H91V246L90 247H92V245L94 244ZM98 240V239H97ZM145 240V239H144ZM165 240V239H164ZM242 240V239H241ZM244 240H243V243H246V241L248 240H245V242H244ZM84 241V242H85ZM88 241V242H89ZM198 241V240H197ZM238 241V240H237ZM248 241H250V240H248ZM247 241V242H248ZM239 242V241H238ZM250 242H252V241H250ZM43 243V242H42ZM47 243V242H46ZM219 243H220V240H219ZM240 243V242H239ZM41 244V243H40ZM95 244H96V242H95ZM191 244V243H190ZM222 244V243H221ZM248 245L250 244V243H247ZM58 245V244H57ZM57 245H55V246H57ZM82 245V244H81ZM98 245V244H97ZM120 245V244H119ZM125 245V244H124ZM223 245V244H222ZM250 245H252V246H246L245 245V247L243 246V244H242V246H243V248L245 249H247L250 253L252 252V250H251V248H254V243H251ZM126 246V245H125ZM129 246V245H128ZM177 246V245H176ZM188 246V245H187ZM224 246V245H223ZM178 247V246H177ZM106 248V247H105ZM108 248H110V247H108ZM209 248V247H208ZM242 248V249H243ZM250 248V249H249ZM165 249V248H164ZM177 249H179V248H177ZM197 249V248H196ZM243 249V250H244ZM9 250V249H8ZM105 250V249H104ZM103 250V251H104ZM123 250V249H122ZM175 250V249H174ZM190 250V249H189ZM254 250V249H253ZM126 251V250H125ZM248 251H246V252H248ZM254 251H257V250H254ZM261 251H263V250H261ZM258 252H260V251H258ZM23 253V252H22ZM70 253V252H69ZM90 253H91V251H90ZM96 253V252H95ZM156 253H157V251H156ZM177 253H178V250H177ZM181 253V252H180ZM205 253V252H204ZM159 254V253H158ZM18 255V254H17ZM54 255V254H53ZM61 255V254H60ZM160 255V254H159ZM19 256V255H18ZM17 256V257H18ZM51 256V255H50ZM62 256V255H61ZM67 256V255H66ZM66 256H65V258H66ZM106 256V255H105ZM104 256V257H105ZM170 256H172V255H170ZM176 256V255H175ZM182 256V255H181ZM192 256H193V254H192ZM21 257V256H20ZM64 257V256H63ZM69 257V256H68ZM139 257V256H138ZM220 257H222V256H220ZM52 258V257H51ZM101 258H102V256L100 257V259L99 260H101ZM235 258V257H234ZM240 258V257H239ZM254 258V257H253ZM258 258V257H257ZM48 259V258H47ZM155 259V258H154ZM65 260V259H64ZM103 260V259H102ZM136 261V260H135ZM140 261V260H139ZM173 261V260H172ZM238 261V260H237ZM143 262V261H142ZM216 262V261H215ZM158 263V262H157ZM176 264V263H175ZM236 264H238V263H236Z\"/></svg>",
    "mask_w": 264,
    "mask_h": 264
}]
</instances>
